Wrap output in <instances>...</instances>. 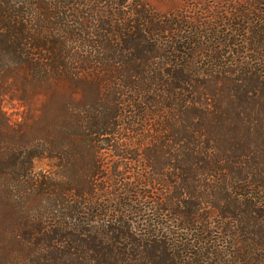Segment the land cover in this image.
I'll list each match as a JSON object with an SVG mask.
<instances>
[{
	"label": "trees",
	"instance_id": "trees-1",
	"mask_svg": "<svg viewBox=\"0 0 264 264\" xmlns=\"http://www.w3.org/2000/svg\"><path fill=\"white\" fill-rule=\"evenodd\" d=\"M214 1L0 0V264H264V11Z\"/></svg>",
	"mask_w": 264,
	"mask_h": 264
},
{
	"label": "rangeland",
	"instance_id": "rangeland-1",
	"mask_svg": "<svg viewBox=\"0 0 264 264\" xmlns=\"http://www.w3.org/2000/svg\"><path fill=\"white\" fill-rule=\"evenodd\" d=\"M224 2L226 3L227 1H224ZM149 4L154 10L160 13H169L173 11L181 12V10L182 12L185 13L191 10V8L193 7L192 6L193 4H200V7L201 8L203 7V10L206 11L203 13H207V14H212L213 13L212 11H221L225 7V5L223 4L218 5L219 3H217V1H214V0H149ZM254 4L258 6L257 8L260 9L261 7V9L264 11V0H254ZM256 18L257 17H255V15L250 16L249 22L254 24L253 20H255ZM223 29L232 30L233 32L235 31L234 29H232V27L228 26L227 22L226 23L224 22V26H218V31H222ZM217 37H220V36L217 34ZM249 54L247 52L246 56H248ZM2 109L7 119L11 123H16L20 121L23 115V111H24L18 102L14 100H10L8 97H5L3 100ZM50 169H51V166L50 164L47 163L46 160L36 161L34 164L35 173H39L41 171L46 172ZM3 218H4V213L0 209V230L2 228ZM1 236H2V233L0 231V242L2 241ZM1 250L2 249L0 247V259H1Z\"/></svg>",
	"mask_w": 264,
	"mask_h": 264
}]
</instances>
